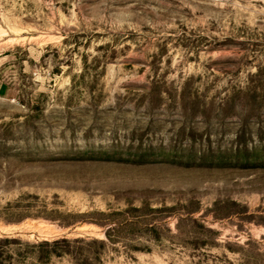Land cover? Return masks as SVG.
<instances>
[{
	"label": "rangeland",
	"instance_id": "374dc122",
	"mask_svg": "<svg viewBox=\"0 0 264 264\" xmlns=\"http://www.w3.org/2000/svg\"><path fill=\"white\" fill-rule=\"evenodd\" d=\"M107 220L102 264H264V0H0V239Z\"/></svg>",
	"mask_w": 264,
	"mask_h": 264
},
{
	"label": "trees",
	"instance_id": "16d2710c",
	"mask_svg": "<svg viewBox=\"0 0 264 264\" xmlns=\"http://www.w3.org/2000/svg\"><path fill=\"white\" fill-rule=\"evenodd\" d=\"M12 206L8 204V208L15 209V212H7L8 215L15 217L18 215L20 218L14 220L9 218L7 222H18L24 217H29V214L20 215L18 211H22V206L19 203ZM27 206V209H30ZM9 210V209H8ZM13 211V210H10ZM18 213V214H17ZM29 213V212H25ZM100 214V213H99ZM105 216L106 214L101 213ZM85 216V214L73 213H60L57 211L46 212V214H36L30 217H41L52 222H58L61 228L67 229L74 227L77 223L89 222L91 220H78ZM105 226L106 240H99L89 237H67L66 235L56 237L53 239H46L34 243L22 242L16 238L4 237L0 239V264H24L26 261L33 260L39 264H50L55 258H69L76 264H102L103 254L109 243L114 242V234L117 232V225L111 220H107ZM128 226H131V224Z\"/></svg>",
	"mask_w": 264,
	"mask_h": 264
}]
</instances>
